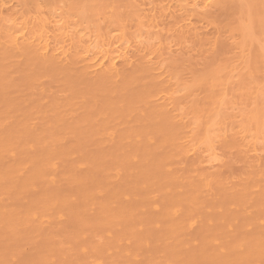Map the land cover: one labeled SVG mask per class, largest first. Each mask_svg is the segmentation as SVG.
<instances>
[{
  "label": "bare ground",
  "instance_id": "obj_1",
  "mask_svg": "<svg viewBox=\"0 0 264 264\" xmlns=\"http://www.w3.org/2000/svg\"><path fill=\"white\" fill-rule=\"evenodd\" d=\"M231 3L0 0V264H86L85 255L89 264H118L121 255L135 259L139 243L149 246L150 223L171 233L185 222L196 225L184 213L187 191L173 194L161 182L146 180L153 174L148 161H162L151 158L153 151L172 129L143 109L176 111L186 125L175 107L187 84L167 65L173 52L196 54L206 45L204 69H227V87L247 86L257 71L264 75V15L255 18L248 2L219 20ZM223 43L231 59L219 57ZM258 90L247 114L243 104L250 95L241 93L237 126L228 127L214 109L208 114L200 146L212 159H225L235 128L257 149L264 137V83ZM135 110L136 128L120 124ZM207 190L222 196L212 185ZM258 191L264 197V187ZM23 192L31 195L20 202ZM142 193L155 214L135 212ZM248 215L253 220L247 226L254 229L239 244L246 258L264 245V207ZM24 233L37 236L26 253L19 251Z\"/></svg>",
  "mask_w": 264,
  "mask_h": 264
},
{
  "label": "rangeland",
  "instance_id": "obj_2",
  "mask_svg": "<svg viewBox=\"0 0 264 264\" xmlns=\"http://www.w3.org/2000/svg\"><path fill=\"white\" fill-rule=\"evenodd\" d=\"M250 3V11L255 18L264 15V0H232L230 7L218 14L219 20H226L232 12L237 11L240 3ZM206 39L212 36L210 32H204ZM223 52L220 58L231 59L233 56L230 47L223 43ZM194 52H183L176 54L167 65L174 66L181 81L187 84V89L180 91V96L176 101V110L181 111L186 118L185 126L178 122L175 112H162L150 114L143 109L147 117H155L159 122L167 124L168 129H172L164 136V142L156 151H153L151 158L162 157V161L156 166L155 160L148 161L150 170L153 174L146 177L148 182L159 181L163 186L181 193L187 191L188 196L183 204L184 213L191 214L190 219L197 220L196 225L190 228L188 224H183L175 233L168 229L155 228L154 223L149 227L153 234V239L149 246L139 243L140 249H134V257H125L118 264H165L169 258L174 264H264V245L257 249V254L253 257H245L246 249L241 248L244 238L251 237L253 229L247 226V221H252L248 215L253 207H264V197L260 195L258 188L264 187V137L260 136V144L257 149L248 143V137L244 138L241 132L235 128V136L228 140L230 143L229 151H225V159L214 160L208 151L200 146L205 125L209 121L208 114L212 112L225 118L229 126H237L240 122L239 104L240 95L247 91L250 97L245 101V114L252 106V100L257 97L258 87L264 83V75L260 72L253 73V81L248 82L245 87H227L224 80L231 75L227 69H222L219 73L204 69V60L209 55L208 48L204 45L202 50ZM213 62H219L216 59ZM214 66V64H211ZM191 66V69H190ZM233 80L237 77L234 73ZM243 75V74H242ZM246 74L244 75V77ZM217 80L218 84L213 81ZM245 88V90H244ZM229 92L228 98L225 97L222 104H218L224 91ZM259 105V104H258ZM261 106V105H260ZM259 106V107H260ZM151 109V105L149 107ZM159 111V110H156ZM141 120H143L141 118ZM198 120V121H196ZM123 126L127 125L136 128L140 122L137 110L121 120ZM153 124H156L153 122ZM168 137V138H167ZM223 135L217 138L222 139ZM174 140H170V139ZM221 146L220 144H218ZM246 180V181H244ZM249 184L257 183L254 187ZM158 184V183H155ZM212 185L213 191L221 190L222 196L209 193L207 186ZM245 193L243 194V190ZM231 190H236L231 195ZM31 193L23 192L18 198L20 202L25 201ZM141 194V199L134 202L135 212L145 209L147 214H155L150 210V199ZM188 198L192 199V204ZM191 205V206H189ZM220 209L218 213L217 209ZM139 209V210H138ZM257 219V218H256ZM200 220V221H199ZM261 222V221H259ZM264 228L260 226L259 228ZM174 230V229H172ZM215 232L216 237L213 235ZM30 233V232H28ZM24 233L19 245V251L26 253L31 247L33 234ZM94 241V240H92ZM122 243H127L122 240ZM114 244V243H112ZM91 244L88 245L90 247ZM127 246V245H125ZM124 247V246H123ZM121 247V248H123ZM62 253L70 252L63 248ZM73 256V255H70ZM87 255L83 257L86 264ZM76 260V255L73 258Z\"/></svg>",
  "mask_w": 264,
  "mask_h": 264
}]
</instances>
